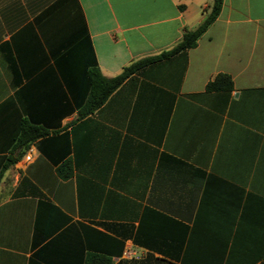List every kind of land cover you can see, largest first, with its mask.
Wrapping results in <instances>:
<instances>
[{
  "label": "crops",
  "instance_id": "0c3cea01",
  "mask_svg": "<svg viewBox=\"0 0 264 264\" xmlns=\"http://www.w3.org/2000/svg\"><path fill=\"white\" fill-rule=\"evenodd\" d=\"M211 2L0 0V264H264V0L78 118Z\"/></svg>",
  "mask_w": 264,
  "mask_h": 264
},
{
  "label": "trees",
  "instance_id": "16d2710c",
  "mask_svg": "<svg viewBox=\"0 0 264 264\" xmlns=\"http://www.w3.org/2000/svg\"><path fill=\"white\" fill-rule=\"evenodd\" d=\"M223 0H212L208 10L204 11V17L201 23L193 30H186L181 36L179 42L167 51H163L156 56L140 59L122 69L119 75L114 78L106 79L101 76L98 68L93 66L88 71L89 94L84 107L79 111L78 118H83L96 109L101 107L110 95L116 91L127 79L142 69L167 60L179 53L193 49L199 38L214 23L218 17ZM206 91H231L232 82L229 76L218 75L212 82H209L205 88ZM31 140L43 137L46 131L42 129H31ZM104 259V258H103Z\"/></svg>",
  "mask_w": 264,
  "mask_h": 264
}]
</instances>
